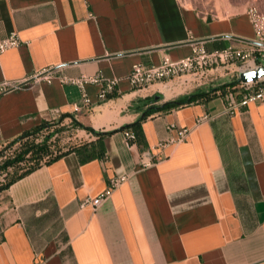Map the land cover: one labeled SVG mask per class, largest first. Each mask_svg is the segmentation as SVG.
Here are the masks:
<instances>
[{"label": "crops", "instance_id": "obj_1", "mask_svg": "<svg viewBox=\"0 0 264 264\" xmlns=\"http://www.w3.org/2000/svg\"><path fill=\"white\" fill-rule=\"evenodd\" d=\"M10 32L21 44L0 54V82L20 86L0 96V143L60 115L101 132L131 124L195 89L162 98L166 86L190 87L189 76L132 88L133 64L185 57L198 40L211 50L254 39L246 12L206 17L188 0H0V40ZM43 69L119 82L102 101L86 83L92 104L73 112L81 89L34 81ZM140 128L142 140L128 145L125 130L98 140L75 129L80 153L1 190L0 264H264V94L235 98L231 112L223 96L199 99L155 112ZM179 128L189 134L172 142ZM117 176L125 180L95 210L81 206Z\"/></svg>", "mask_w": 264, "mask_h": 264}, {"label": "built area", "instance_id": "obj_2", "mask_svg": "<svg viewBox=\"0 0 264 264\" xmlns=\"http://www.w3.org/2000/svg\"><path fill=\"white\" fill-rule=\"evenodd\" d=\"M247 17L251 23L254 32V39L246 48L234 46H226L219 49L209 50L204 41L198 40L191 43L190 53L182 58L172 59L165 54L156 64L135 63L131 70L125 76L126 80L132 88H143L155 82H164L168 80L179 79L185 75H191L194 79L203 78L211 68H216L226 62L239 61L242 63L240 71L249 70L264 64V14L256 7L249 6L246 11ZM21 44V40L16 32H10L6 37L0 40V54L10 48H15ZM55 78L65 84H75L81 89V103L74 102L72 111L79 112L84 108H88L92 104V100L84 89L86 83H93L99 86L97 99L102 101L113 94L119 82L118 77L106 78L101 74L81 75L79 77H68L57 74L50 69H43L32 75L34 81L44 80L51 83ZM20 86L19 81L4 80L0 82V96L9 90ZM243 93L239 99L245 102L251 98L261 97L264 94V77L241 83ZM226 102V111L231 112L234 106L235 93L227 91L222 95ZM207 117H204L206 119ZM177 138L172 142L183 141L189 134L188 128H179L177 130ZM125 143L128 145L136 140L133 131H124ZM164 143L159 142V146ZM145 166L149 162L143 163ZM125 180V176H117L110 181V188L103 194L89 198L86 197L81 206L90 205L92 209H96L102 200L110 194V192Z\"/></svg>", "mask_w": 264, "mask_h": 264}, {"label": "trees", "instance_id": "obj_3", "mask_svg": "<svg viewBox=\"0 0 264 264\" xmlns=\"http://www.w3.org/2000/svg\"><path fill=\"white\" fill-rule=\"evenodd\" d=\"M234 81L235 82H224L217 87H211L203 90L195 88L194 91H192L190 94L178 96L172 100H167L158 105H150L144 111L143 116L140 117L137 121L116 130L107 132L95 131L91 127L78 122L73 116H70V125L66 126L72 128L73 130L83 129L86 132H90L96 135L98 140L102 139L105 135H109L117 130H131L134 132L136 140L140 141L142 140L140 122L155 112L168 111L172 108L178 107L183 104H188L199 99L207 100L214 96H222L227 91H233L235 93V97L240 99L243 93V89H241L240 91L233 90L235 88L232 87L233 84L238 83L241 85L237 77H235ZM145 100L148 103H151L153 101V99L150 98H147ZM64 117V115H60L58 118H54L49 121H41L34 127L24 130L16 137L0 143L4 144L3 147L5 150L15 147L13 153L5 156L4 160L0 164L1 171L10 168L13 169V172H11V176L9 178H6L4 182L0 183V191L8 188L12 183L31 173L41 165L50 164L54 160L70 151H76L80 153V149H82L86 145L85 143L79 146L69 143L65 147L60 148L55 146L56 139H51L53 135H56L59 130L63 129L61 127L57 128L56 130L53 128L58 125L63 126L65 124L63 123ZM45 130H48V132L45 135H42ZM16 144H18V146H15ZM0 153H2V151ZM87 157L89 158L90 156L87 155Z\"/></svg>", "mask_w": 264, "mask_h": 264}, {"label": "rangeland", "instance_id": "obj_4", "mask_svg": "<svg viewBox=\"0 0 264 264\" xmlns=\"http://www.w3.org/2000/svg\"><path fill=\"white\" fill-rule=\"evenodd\" d=\"M190 4L202 15L209 17V16H220V15H230L235 14L238 12H246L247 8L249 6L256 7L260 12L264 14V0H188ZM242 63L239 61H230L226 62L225 64L219 65L216 67V70L213 71V73L207 72V75H205L203 78L200 79H194L191 75H185L183 77L189 76L190 79L188 80L191 84L190 87H187L184 89L185 84L180 86L178 88L177 85L175 86H166L164 89L162 88L163 96L162 98L171 97L174 96L177 92L180 90H191L193 88L198 89H208L212 87V84L215 82L218 83V78H225L224 80L226 82L234 81L235 77L238 78V73L240 72V67ZM215 69V68H211ZM209 69V70H211ZM186 80L185 82L188 83ZM241 83V82H240ZM177 87V88H174ZM232 87H235L233 90L240 91L241 87L240 84L235 83L232 85ZM172 98V97H171ZM176 97H173V99ZM171 100V99H170ZM66 125H70V121L68 123H65L63 126L58 125L53 129L57 128H63L58 131L56 135L52 136V140L56 139V147H65L67 144L73 142L74 140L79 139V135H75V130H73L70 127H67ZM48 132V130H45L42 135H45ZM4 144H0V150L2 153H0V164L4 160L5 156H8L9 154L13 153V150L15 147L5 150ZM15 146H18L16 144ZM55 149V148H54ZM0 151V152H1ZM11 172H13V169H7L4 171L0 170V183L4 182L6 178H9L11 176ZM7 173V175H6Z\"/></svg>", "mask_w": 264, "mask_h": 264}, {"label": "water", "instance_id": "obj_5", "mask_svg": "<svg viewBox=\"0 0 264 264\" xmlns=\"http://www.w3.org/2000/svg\"><path fill=\"white\" fill-rule=\"evenodd\" d=\"M262 77H264V64L238 73V79L241 83L254 81Z\"/></svg>", "mask_w": 264, "mask_h": 264}, {"label": "bare ground", "instance_id": "obj_6", "mask_svg": "<svg viewBox=\"0 0 264 264\" xmlns=\"http://www.w3.org/2000/svg\"><path fill=\"white\" fill-rule=\"evenodd\" d=\"M164 89V88H163Z\"/></svg>", "mask_w": 264, "mask_h": 264}]
</instances>
